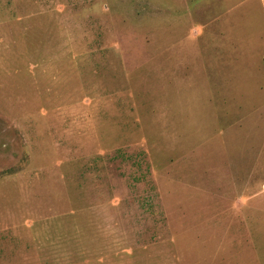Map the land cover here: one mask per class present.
I'll use <instances>...</instances> for the list:
<instances>
[{"label": "rangeland", "instance_id": "rangeland-1", "mask_svg": "<svg viewBox=\"0 0 264 264\" xmlns=\"http://www.w3.org/2000/svg\"><path fill=\"white\" fill-rule=\"evenodd\" d=\"M0 264H264V0H0Z\"/></svg>", "mask_w": 264, "mask_h": 264}, {"label": "crops", "instance_id": "crops-1", "mask_svg": "<svg viewBox=\"0 0 264 264\" xmlns=\"http://www.w3.org/2000/svg\"><path fill=\"white\" fill-rule=\"evenodd\" d=\"M198 28H200V27H198ZM259 89H260V87H259Z\"/></svg>", "mask_w": 264, "mask_h": 264}]
</instances>
